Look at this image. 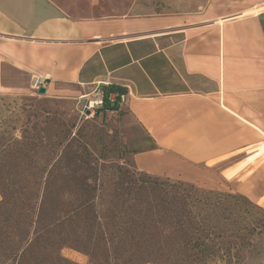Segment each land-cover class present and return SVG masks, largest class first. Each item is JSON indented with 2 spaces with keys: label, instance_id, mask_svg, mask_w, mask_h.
I'll return each mask as SVG.
<instances>
[{
  "label": "crops",
  "instance_id": "obj_1",
  "mask_svg": "<svg viewBox=\"0 0 264 264\" xmlns=\"http://www.w3.org/2000/svg\"><path fill=\"white\" fill-rule=\"evenodd\" d=\"M16 73L57 98L127 88L138 170L220 167L264 206V0H0V88Z\"/></svg>",
  "mask_w": 264,
  "mask_h": 264
},
{
  "label": "trees",
  "instance_id": "obj_2",
  "mask_svg": "<svg viewBox=\"0 0 264 264\" xmlns=\"http://www.w3.org/2000/svg\"><path fill=\"white\" fill-rule=\"evenodd\" d=\"M103 92L102 108L116 110L119 96L127 93V88L110 83L104 85ZM111 93L118 95L114 102L109 101ZM17 142L15 136L8 143L0 137V253L9 251L11 264H29L43 243L57 250L72 245L99 264L109 259L130 263L133 256L157 264H233L231 256L240 258L237 243L234 256L223 244L234 215L230 205L238 206L246 199L244 195L206 190L195 183L120 167L113 199L102 214L99 168L85 169L78 151L67 153V180L29 182L28 187L37 193L23 194L18 181L5 176L17 166L1 160L10 143L12 149ZM88 169L91 174L84 175ZM60 171L57 163L52 164L50 172ZM233 223L238 224L236 220ZM235 263L241 264L240 260Z\"/></svg>",
  "mask_w": 264,
  "mask_h": 264
},
{
  "label": "rangeland",
  "instance_id": "obj_3",
  "mask_svg": "<svg viewBox=\"0 0 264 264\" xmlns=\"http://www.w3.org/2000/svg\"><path fill=\"white\" fill-rule=\"evenodd\" d=\"M31 79L32 76L26 73H16L9 80L11 86L0 88V137L4 143H8L12 136L19 139L12 149L10 143L1 159L3 162H14L17 166L15 172L10 171L5 176L18 181L23 194L37 193L28 187V183L64 182L68 178L65 169L70 161L67 153L78 151L85 162V169L95 165L99 168L101 191L98 206L102 214L106 213L114 196L119 168L137 169L125 120L120 114L111 112L113 110L105 111L102 107L89 111L85 108V100L34 93ZM132 133L130 128V141ZM13 151L16 152L14 156L11 155ZM56 163L61 171L50 172L52 164ZM83 174L90 175L91 172L88 169ZM195 184L206 190L246 197L239 201L238 206L230 205L234 218L227 227L229 237L223 246L225 250H232L233 256L236 250L234 244L241 247L239 259L237 256L230 257L233 264L237 260L241 264H264V206L241 193L234 182L224 177L220 167L205 170V179ZM51 191L53 188L49 193ZM2 199L0 191V202ZM235 220L238 222L236 226L233 223ZM43 245L39 246L29 264H99L84 250L72 245H64L58 250ZM8 256L9 251L3 252V255L0 253V264H11ZM103 264L157 263L133 256L130 263L109 259ZM217 264L224 262L218 261Z\"/></svg>",
  "mask_w": 264,
  "mask_h": 264
},
{
  "label": "built area",
  "instance_id": "obj_4",
  "mask_svg": "<svg viewBox=\"0 0 264 264\" xmlns=\"http://www.w3.org/2000/svg\"><path fill=\"white\" fill-rule=\"evenodd\" d=\"M47 76L43 75H34L31 79V89L34 93H38V90L41 87H46L47 81H48ZM107 85V84H103ZM82 98L86 101L85 108L88 109L89 111H93L97 108H101L104 104V92L103 89H99L95 94L91 96H82ZM109 101L114 102L116 98H118V95L116 93H111L109 96ZM120 99V104H122L126 100V93L121 94L119 96Z\"/></svg>",
  "mask_w": 264,
  "mask_h": 264
},
{
  "label": "water",
  "instance_id": "obj_5",
  "mask_svg": "<svg viewBox=\"0 0 264 264\" xmlns=\"http://www.w3.org/2000/svg\"><path fill=\"white\" fill-rule=\"evenodd\" d=\"M38 94H43L45 95L46 94V87H41L39 90H38Z\"/></svg>",
  "mask_w": 264,
  "mask_h": 264
}]
</instances>
